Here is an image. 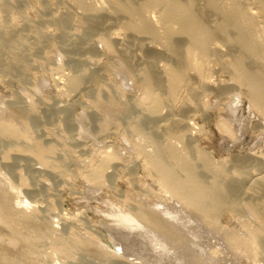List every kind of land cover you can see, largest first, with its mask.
I'll return each mask as SVG.
<instances>
[{"label":"rangeland","instance_id":"1","mask_svg":"<svg viewBox=\"0 0 264 264\" xmlns=\"http://www.w3.org/2000/svg\"><path fill=\"white\" fill-rule=\"evenodd\" d=\"M235 2L243 7L259 5L258 0ZM104 3V0H0V123L3 124L0 189L10 190L17 209L25 208L36 214L39 226L50 224L53 228L47 235L51 241L45 238V243L35 248L46 259L43 264H194L179 246L159 239L156 230L125 217L135 219L141 209L154 210L184 233L179 221L182 211L178 210L177 199L169 198V192L162 190L163 181H236L245 190L238 193L241 199L236 201L242 210L228 209L223 212L221 222L233 228L245 214L254 222L246 204L256 201L259 194L254 192V185L264 181V114L252 107L248 88L234 77L236 71L230 62L238 49L230 28L214 35L218 42L225 43L223 56L216 57L214 53L215 57H200L199 64H207L205 69L191 70L176 101L164 100L159 111H152L157 94L166 96L165 85L157 83L163 78L153 58L163 60L162 63L176 59L157 44L158 40L165 41L161 35L158 40H151L147 35L135 36L122 30L125 34L122 45L114 42L111 48L102 43L101 36L120 25L116 11ZM197 12L201 17V11ZM260 20L259 27L264 28ZM263 28L259 34L264 39ZM149 41L151 48L147 46ZM244 59L249 67L254 62L259 65L256 59L264 62V49L255 58ZM137 68L141 71L152 68L157 87L143 88L140 81L138 85ZM192 89L197 91L196 96L191 95ZM176 119H181L177 125L173 122ZM183 120L190 125L183 124ZM4 127L11 129L5 133ZM225 127L236 130L232 129L229 135ZM16 131L18 136H14ZM24 143L38 144L49 162L41 163L26 152L17 154L15 147H23ZM171 147L177 149L181 163L168 153ZM6 153L9 158L2 160ZM183 161L191 169L183 167ZM100 164H104L101 174L97 172ZM16 181L19 187L14 184ZM22 181L27 183L20 184ZM94 181L103 182L98 185ZM13 186L25 190L18 193L24 203L13 198L17 192ZM246 189L250 191L247 193ZM249 192H254V196ZM27 200L33 201V205H27ZM2 225L0 233L4 230L8 233ZM197 231L184 234L190 241L191 254L206 261L215 247L222 250L217 243L213 246L211 234ZM58 236L65 239L67 250L60 252L52 243L60 240ZM91 243L95 251L89 248ZM86 245L91 251L86 250ZM9 249L21 254L23 250ZM258 253L253 260L246 256L230 258L228 264H263Z\"/></svg>","mask_w":264,"mask_h":264},{"label":"bare ground","instance_id":"2","mask_svg":"<svg viewBox=\"0 0 264 264\" xmlns=\"http://www.w3.org/2000/svg\"><path fill=\"white\" fill-rule=\"evenodd\" d=\"M104 1H105V3L107 2L106 4L109 5L110 8H112L113 10L116 11L115 13L117 15L115 17L117 18L116 20H118L120 22V25L117 23L118 26H117V29L115 28L116 29L115 31L108 33V34H104L103 36H101L102 43H104L105 45H107L108 47H111V48L114 46V44H113L114 42L122 45L124 43V36L123 35H125L122 30H124L125 32H130V33L134 34L135 36L147 35L150 37V39L152 38L153 40H158L157 37L161 35L165 39V41L158 40L159 43H157V44H159V46L160 45L162 46L161 47L162 51L164 48L165 53L172 55L174 57V60L176 59V61H174L172 63H162L163 60L157 59L156 56H155L156 59L153 58V61H154L155 65L157 66V68L161 69L160 71L162 72V78H163V79H161L160 82H158L159 80H157V83H159V84L161 83V84L165 85V87H163V88H165V90H166L165 91L166 96H165V98L163 96L159 97L161 95L157 94V95H159L157 97V100L151 105L152 111H156V110L159 111V109L162 106V102L164 100H166V102H168V103L169 102L173 103L174 101H176V99L179 97V95L181 93L180 91H181L182 85L185 81H187L191 70L203 71L205 69V66H207V64H205V65L199 64L198 61H199L200 57L212 55L214 53H215L214 55H217L216 57L219 56L221 58L223 56V54H224L223 50L224 49H222V45H224L225 43L218 42L214 35H215V33L224 32L226 29L230 28L231 31L235 35L236 47L238 49V52L233 51V52H236V54L234 55L232 62L229 61L232 65V69L234 71H236V73H235L236 75H234V77L236 76L235 79L237 80V83L239 81L240 83H243L248 88V93H249V96L251 98L252 107L253 106L255 108L257 107L259 109L258 112H260L261 115H262V113L264 114V104H263L264 103V62L260 61L259 59H256V60H258L259 65L256 61L258 66L254 62L256 67L253 66L254 64L252 66L250 65V67H249V66H247L245 59H244V57L247 58V56H251V57L255 58L260 53L261 49H264V39L261 38L263 36H261L259 34L260 31L262 32V30L260 28H263V27H259V24H258V21L260 19H261L260 22L264 23V0H258L259 5L252 6L253 4L252 5L249 4L246 7H243V4L242 5L236 4L235 0H199V3H197L196 5L194 3V0H104ZM81 5L83 7H86V9L89 7L86 4H81ZM109 6H108V8H109ZM108 8H107V10H108ZM197 9L201 11V14H202L201 17L198 16ZM111 12H112V10H111ZM102 18H103V16H102ZM257 18L259 20H257ZM206 20L208 22L210 21L211 25L210 24L208 25L207 24L208 22H206ZM113 21H115V20H113ZM263 23H262V25H263ZM119 26H120V28H118ZM157 28H161V31L157 32L156 31ZM111 31H112V29H111ZM174 33H176V35L177 36L179 35V36L174 37L173 36ZM152 43H153V41H152ZM147 46L149 48H151V46H152L151 41L147 42ZM145 47H146V45H145ZM125 49H123V50H125ZM132 55L134 56V54H132ZM214 55H212V56H214ZM148 56H151V55H148ZM152 56H153V54H152ZM135 58H136V56H135ZM142 58H143V56H142ZM148 59L150 60V58H148ZM145 62H147L146 59H145ZM142 66H144V65H142ZM142 66H141V68H142ZM137 69H139V68H137ZM144 69H146V68H143V71H141V70L138 71L139 72L138 85H139V81H140V84L143 88L157 87V83H155L156 80L153 82L154 77L156 75L154 76L152 68L148 69V70L147 69L144 70ZM203 73H202V75H203ZM134 74H136V73H134ZM131 75H133V74H131ZM154 84H156V85L153 86ZM159 84H158V86H159ZM196 92L197 91L192 89L191 95L193 96V94H194L196 96ZM237 93H238V91H237ZM163 95H165V94H163ZM255 111H256V109H255ZM188 115H189V113H188ZM176 120L173 121V122H175L174 123L175 125H177L178 123L181 122V119L180 120L176 119ZM182 123L183 124L185 123L187 126L190 125V123L187 120L186 121L183 120ZM230 123H232V121ZM226 124H228V123H226ZM2 125L3 124L0 123V129H1ZM232 126H233V128L235 127V125H233V124H232ZM183 127H185V126H183ZM225 128H224L226 131L225 133L232 135V133H233L232 129L233 128H230V127H225ZM10 129L11 128H9V127H4L5 133L6 132L8 133ZM0 132H1V130H0ZM18 135H19V133H17V131H16V133H14V136H18ZM179 135L180 134L177 133V136H179ZM9 147H10V145H9ZM15 148H16L15 150L18 151L17 154L26 152V153L33 155V157L35 156L39 161H41V163L43 162L44 164H46L49 162V160L45 157L46 155L44 156V152L38 144H35L34 146H29L28 144L24 143L23 147L17 145ZM176 150L177 149L175 147H171L170 150L168 151V153L170 155H172L178 163L179 162L181 163L182 158L179 154L176 153ZM8 155H9V153H6V155L2 156V160L3 159L6 160L7 158H9ZM253 157H250V160H252ZM254 158H256V157H254ZM100 165L97 168V172H99V174H101V169H103L104 164H100ZM182 165H183V167L186 166L187 168L191 169L190 165L187 163H184V161H183ZM18 176H19V174H18ZM258 180H259V178H258ZM2 181H4V180H2ZM102 182L103 181H94V183L98 184V185H100ZM163 182H165V184L162 187L163 188L162 190H164L166 193L169 192V194L171 196L169 198L177 199V202L179 204L178 210H181L183 213V214L181 212L179 213V214H181L179 221H180V223H182V226L180 224V227L183 228L184 233H183V231L181 232L179 229H177L174 224L170 223L167 220L168 218L165 219L157 211H154V210L143 211V209H141L138 211L135 219H133V216L132 217L128 216L125 218H127L129 220H136L137 223L138 222L142 223V224L156 230L158 232L159 239L163 238L166 242L171 241L176 246H179L180 249L183 251L184 255L186 254V256H188V259L191 260L194 264H209V263L210 264H228V260L230 258L234 259L236 257L238 259L239 257H244V256L251 258L253 260L257 257V254H259L258 251H260V258L259 259L263 260V264H264V181L263 180H262V184H260L261 186L260 185L259 186L254 185L255 186L254 192L257 191L259 194L258 197H256V201L250 195L249 196L253 199V201H251V200H249L251 202L246 201L247 202L246 208H248V212H250L253 215L252 217H254V222L249 217H246V214L244 213L245 215L241 216L242 219L239 218V219H241L240 222L238 223L239 227L234 226L233 228L225 225L226 223L223 224L221 222V217H222L223 212L228 211V209H230V211L231 210L233 211V209L234 210L237 209L238 212L241 209V207H240V209L237 207L238 204L236 203V201H238V199H241L239 197V194L244 192L245 190H244L243 186L239 187L240 185L238 184V182H236V181H205L204 183H202L201 181H174V182L173 181H163ZM15 183L17 184V181L14 182V184ZM23 183H27V181L26 182L22 181L20 184H23ZM17 186H18V184H17ZM17 186H13V188L17 191V192H15V197H13V198H16V200H18L19 203H24V200L21 199V197L19 196L18 193H20L21 191L25 192V190H23V188L20 189L21 187L18 188L19 186L18 187ZM168 186H171V188H169ZM254 186H252L253 189H254ZM256 186H258V188H257L258 190L256 189ZM227 187H228V192H226ZM245 187H247V186H245ZM252 188H251V191H253ZM10 189H12V188H10ZM162 190H161V192H162ZM246 190H247V193H248V191H250L249 189H246ZM9 192H10V190H9ZM9 192L3 191V189L2 190L0 189V223L3 224L2 226H4L6 228V230H8V233H6L5 230L2 231V233H0V259L6 260V262L0 261L1 262L0 264H17V262L20 263L21 260L24 261V259L26 261L23 264H43V261L45 262L46 259L43 260L44 258L43 259L41 258L42 257L41 253H40V255H38V253H37L38 250L36 251L35 248L37 245L41 244L45 240V238L47 239L48 232H51L52 231L51 229H53V228L50 226V224L48 222L47 223L49 224V226H45L44 228H42L41 226H43V225L39 226V222L36 220V218H37L36 214H32V213L30 214V212L28 213L25 210V208L24 209H17L18 207L17 208L15 207V204L12 200V196H11L12 194H10ZM13 192H14V190H13ZM13 192H11V193H13ZM249 193H251V192H249ZM253 193H251V194H253ZM162 194H164V193H162ZM235 194H237V197H236L237 199L235 197H233V195H235ZM254 194H253V196H254ZM164 195H166V194H164ZM245 195H246V193H245ZM242 199H243V197H242ZM248 199L249 198L247 197L246 200H248ZM32 202L33 201L30 202L27 200L26 204L27 205H33ZM150 202H152V201H150ZM21 207H23V206H20V208ZM141 208H142V206H141ZM33 210H34L33 212H35L36 209L34 208ZM168 212H169V210H168ZM134 214H135V212H134ZM235 215H237V214H235ZM247 216H248V214H247ZM110 220H112V219H110ZM119 221H121V220H119ZM122 221L125 222L126 220L125 221L122 220ZM234 222H236V221H234ZM40 223H42V222H40ZM132 223H134V221ZM119 224H120V222H119ZM234 224H236V223H234ZM115 225H116V223H115ZM128 226H129V223H128ZM132 226H131V228H132ZM124 229H125V227H124ZM185 229L187 231H185ZM112 230H114V229L112 228ZM148 230H151V229H148ZM196 230H198L197 232H200V234H203V233H201V231L206 232V234H211L212 239L214 240L212 243L213 246L217 243L222 247V250L220 249V247H215V249L211 253H209V256L206 259V261L198 258L195 254H191L190 241L187 240L185 235H187V232L195 233L194 231H196ZM121 232H123V231H121ZM151 233L152 232H150V234ZM123 234H124V232H123ZM134 235H136V234H134ZM125 236H126V233H125ZM58 237H57V239H58ZM127 237H128V235H127ZM258 237H260V238H258ZM136 238H139V236ZM59 239H60V237H59ZM141 239L142 238H140V240ZM47 240H50L49 237ZM52 240H53V237H52ZM64 240L60 239L57 241L56 240L52 241V243L55 244L56 247H58L60 252L67 250V246H65ZM143 240L145 241V238H143ZM122 241H124V240H122ZM157 241L158 240L156 239L155 242H157ZM197 241H199V240H197ZM43 243H45V242H43ZM146 243H148V242H146ZM91 244H90V247L89 246L88 247L90 249L94 250L93 248H91V246L93 247V243H91ZM123 244H122V246L125 248L126 245H123ZM87 245H86V250L89 249L87 247ZM16 247H22L23 248L22 254L19 252H16L17 250L15 251L16 253H14V250L12 248L16 249ZM9 248H11L12 251H9L10 250ZM47 248H48V246H47ZM120 248H121V245H120ZM129 248H131V247H129ZM132 248H133V246H132ZM48 249H51V248L49 247ZM51 250H53V249H51ZM51 250L49 253H52ZM119 250H121V249H119ZM90 251H88V252H90ZM154 251H156V249ZM44 254H46V253H44ZM54 254L56 255L55 251H54ZM105 254H106V252H105ZM152 254H154V253H152ZM180 254H182V253H180ZM22 255L24 256V258ZM53 255H52V257H54ZM108 255H109V253H108ZM118 255H120V254H118ZM167 258H168V255H167ZM239 259H241V258H239ZM166 260H168V259H166ZM153 261H155V260H153ZM248 261L250 262L251 260H248ZM133 262H135V261H133ZM237 262H239V261H237ZM243 262H245V261H243ZM85 264H87V262H85ZM113 264H119V263L114 262Z\"/></svg>","mask_w":264,"mask_h":264}]
</instances>
